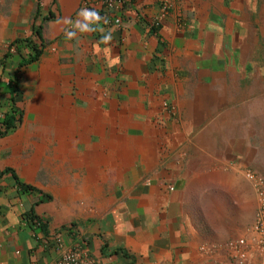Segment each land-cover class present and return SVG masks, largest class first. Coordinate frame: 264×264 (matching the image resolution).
<instances>
[{
  "label": "crops",
  "instance_id": "obj_1",
  "mask_svg": "<svg viewBox=\"0 0 264 264\" xmlns=\"http://www.w3.org/2000/svg\"><path fill=\"white\" fill-rule=\"evenodd\" d=\"M102 2L0 0V114L25 105L45 126L76 115L72 139L94 146L55 180L41 177L35 127L0 137V264H59L65 249L99 264H239L227 246L238 237L242 264H264L249 230L259 201L239 167L260 158L264 0H176L164 16L163 0ZM82 8L103 19L67 40L63 20ZM24 37L45 48L18 67L20 52L3 56ZM99 145H111L106 166Z\"/></svg>",
  "mask_w": 264,
  "mask_h": 264
},
{
  "label": "rangeland",
  "instance_id": "obj_2",
  "mask_svg": "<svg viewBox=\"0 0 264 264\" xmlns=\"http://www.w3.org/2000/svg\"><path fill=\"white\" fill-rule=\"evenodd\" d=\"M261 45L259 47V50L256 53V59H258V69L262 68V73L264 75V35H261ZM255 70V66H251V71ZM249 71V73L251 72ZM23 75V69H16L13 79H16L17 82L22 78ZM264 83V80H263ZM19 98L21 97L24 101L28 99V96L26 92L24 91L23 85L18 90ZM120 105H122V102H120ZM21 114H22V123L23 127L26 132L30 130V128L35 127V129L38 131V136H34V139L39 141V145L43 148L41 158H40V164H41V177L47 178V175L49 171L52 173V177L56 179H60V177H63L66 175L67 172H69L70 168H72V165H74V161L77 163L81 157L85 156H91V152L93 151L94 146L92 145H85L80 144V141L76 139H72V130L70 129V124L76 125V127L79 126V120H77L75 117H70L69 120V114L61 113L59 115V122L49 123L46 126L41 122V120H38L36 118H29L27 119V108L25 105H23L21 108ZM89 117H96L95 114L88 115ZM258 114V118H259ZM101 126L100 121L99 125L97 124L96 120H91L86 122V126ZM79 131L78 129H76ZM258 136V152L260 155V158H258V161H248V163H242L241 166H246V168H252L254 171H256L259 175H262L264 177V110L262 114V120L261 123L258 120V125L256 129ZM109 134L111 133V130H108ZM127 133V129L120 128L119 132V139L122 141L125 135ZM110 142V140H108ZM86 142H88L86 140ZM128 146L120 145L118 147V152L120 153V156H124L127 152ZM111 148V145H99L97 151L102 154L104 165L106 166V162L110 160L109 155V149ZM117 148V146H116ZM102 157H100L102 159ZM86 164L82 162L81 168L77 167L76 171L83 176L84 174H87L88 168L85 166ZM108 166V165H107ZM84 171V172H83ZM242 178L245 180L243 172L240 174ZM67 177V176H66ZM247 180V179H246ZM248 181V180H247ZM249 182V181H248Z\"/></svg>",
  "mask_w": 264,
  "mask_h": 264
},
{
  "label": "built area",
  "instance_id": "obj_3",
  "mask_svg": "<svg viewBox=\"0 0 264 264\" xmlns=\"http://www.w3.org/2000/svg\"><path fill=\"white\" fill-rule=\"evenodd\" d=\"M176 0H163L162 5V14L164 16L168 9L171 8L173 3ZM128 0H103L102 5L106 7L107 10L116 11L120 9L122 6H125ZM116 25L122 24V16H117L114 19ZM155 24H159V19L154 21ZM4 115L0 114V122L3 120ZM241 171L244 174V177L251 183L253 188L256 191L257 198L259 201V207L257 210L256 218L252 225L249 227L251 233L255 235V242L260 248V250L264 251V177L259 175L252 168H246V166L240 167ZM171 189L173 187L171 186ZM36 224L40 225V221L38 219H34ZM227 246L232 251L233 260L237 263H244L247 259V250H248V242L243 237H238L236 239H231L227 242ZM62 254V258L59 261V264H99V262L89 255H83L78 250H64Z\"/></svg>",
  "mask_w": 264,
  "mask_h": 264
},
{
  "label": "trees",
  "instance_id": "obj_4",
  "mask_svg": "<svg viewBox=\"0 0 264 264\" xmlns=\"http://www.w3.org/2000/svg\"><path fill=\"white\" fill-rule=\"evenodd\" d=\"M41 28L42 26L40 24H36L34 27V32L37 35H39V37L42 36ZM44 48H45V43L43 40H41V38H40V43L33 41L29 37H24L22 39H16L10 43L9 50L7 53H5V55L3 56V59L5 60L9 55H11V51L15 49V51H17L18 53L20 52L24 58L18 64V67H22V65L24 64H28V63H31V62H34L40 59V57L42 56L44 52ZM12 90L14 93H17L16 87H14ZM21 120H22V114L17 109H14V112L9 115H4V118L1 121V125H0L1 126L0 127V137L10 132L13 128L17 127V122L20 123ZM8 171H11V170L5 169L2 171V174ZM21 188L22 189L29 188V185L21 184Z\"/></svg>",
  "mask_w": 264,
  "mask_h": 264
},
{
  "label": "clouds",
  "instance_id": "obj_5",
  "mask_svg": "<svg viewBox=\"0 0 264 264\" xmlns=\"http://www.w3.org/2000/svg\"><path fill=\"white\" fill-rule=\"evenodd\" d=\"M103 18L98 11L82 8L77 19L73 21L71 18H64L63 22L68 26L65 29V37L67 40H73L77 37V33L85 34L95 31L94 25H98Z\"/></svg>",
  "mask_w": 264,
  "mask_h": 264
}]
</instances>
